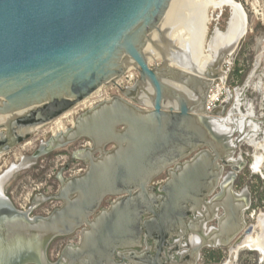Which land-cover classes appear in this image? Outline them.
<instances>
[{
	"label": "water",
	"instance_id": "obj_1",
	"mask_svg": "<svg viewBox=\"0 0 264 264\" xmlns=\"http://www.w3.org/2000/svg\"><path fill=\"white\" fill-rule=\"evenodd\" d=\"M180 2L0 0V157L101 87L117 86L129 67L138 73L132 87L80 113L70 127L14 164L6 180L53 150L81 138L90 141L91 147L73 153L85 163L84 173L58 177L56 193L35 195L38 203H61L49 216L17 211L4 193L6 181H0V264H172L195 225L207 221L206 216L190 221L204 208L213 214L225 210L216 219L219 243L212 240L211 247H227L229 256L262 231V212L247 225L249 206L227 209L217 198L206 204L223 168H232L226 192L240 170L210 140L209 118L215 113L205 112V101L246 33V14L236 2V43L223 47L212 40L208 50L214 63L199 73L164 57L158 64L149 53ZM235 16H229L228 29ZM140 93L149 105L134 98ZM105 200L110 201L102 207ZM75 232L78 243L66 246L57 262L49 261L50 242ZM149 241L153 255L138 253ZM201 249L195 250L198 259Z\"/></svg>",
	"mask_w": 264,
	"mask_h": 264
},
{
	"label": "rangeland",
	"instance_id": "obj_2",
	"mask_svg": "<svg viewBox=\"0 0 264 264\" xmlns=\"http://www.w3.org/2000/svg\"><path fill=\"white\" fill-rule=\"evenodd\" d=\"M182 1L183 0H181V2ZM193 1L200 3L204 0ZM234 1L241 4L246 14L247 32L240 40L234 53L226 60L227 62L222 67V70L225 73V88L232 94L234 89H238V92H240V98L242 99L241 103L250 102L253 106V122H257L256 124L259 126L261 124L264 128V97L260 93L261 91L258 92V90L256 91L254 88L258 82L264 83V0ZM229 16L230 10L226 7L221 10L209 11L210 21L206 37L207 41L216 29L221 32L226 31ZM164 35L163 32V36ZM159 40L158 47L165 50L164 47L168 45L164 46L161 42V38ZM153 50H155V48H153ZM156 51L161 55L160 51ZM160 58L161 57L156 60L158 64H160ZM150 64L153 65V62L150 61ZM247 81H249V84L245 86ZM100 89L101 90L97 92L95 96L107 94V98L109 99L118 95V92L110 91L109 86H103ZM90 103L91 101L85 103L82 101L65 113V116L63 115L37 128L31 133L30 138L27 141L12 147L10 151L0 157V174L7 170L12 164L18 163L21 160V157L31 156L37 150L39 144L41 142H46L54 133L53 129L58 120L61 122L64 129L70 127L77 115L94 105H90ZM227 108L225 112H227ZM244 108V106L241 107L242 113H245ZM262 127L261 129L264 130ZM260 135H262V138H258ZM263 137V134H258L256 142L261 143ZM245 140H240L239 145L232 155V158L240 156L244 162L242 163L240 170L235 174L233 188L237 191L246 190L249 194V208L244 213V219L248 225L255 222L254 219L259 212L264 213V179L253 174L249 170L250 155L253 153V148L255 147ZM80 144L81 141H76L65 148L53 150L39 157L34 163L15 172L9 181L5 183L6 185L4 187L6 196L10 199L13 206L19 210L23 209L27 211L30 209V207H32V199L34 195L30 196V194L37 187H40V190L55 193L60 187L58 177L63 179L67 177V171H64V167L66 166V163L70 164V154L78 149ZM255 150L257 149L255 148ZM73 164L77 165L78 163L74 162ZM230 170L229 166L224 167L223 174ZM49 202L50 201L44 202L34 209L30 217L41 216L43 209L49 205ZM76 233L77 232L72 235L62 236L52 240L47 248L48 259L50 261L54 260L56 254L59 251H62L66 244L73 242V235ZM207 253H214L215 259L213 261H208L206 259ZM234 255L229 256L227 247H203L199 253L198 264H224L226 261H232ZM235 257L233 264H240L243 257H247L248 260L242 264H264V262L260 261L259 255L256 252L242 248Z\"/></svg>",
	"mask_w": 264,
	"mask_h": 264
},
{
	"label": "bare ground",
	"instance_id": "obj_3",
	"mask_svg": "<svg viewBox=\"0 0 264 264\" xmlns=\"http://www.w3.org/2000/svg\"><path fill=\"white\" fill-rule=\"evenodd\" d=\"M182 2H180L179 6L175 10L171 19L169 20L166 27L162 31V37H159V39L161 38V42L163 43V45L164 46L168 45V46L164 47L165 50L161 49L160 47H158L159 39H157L155 43L157 45V49L153 50L152 48L149 53L152 56H154L155 54L156 58L164 57L170 65L178 64L179 66L185 68L186 70H191L193 68H196L197 71L201 73L205 70L206 65L210 66L214 63L213 51L208 50L209 48L208 46H210V42L212 40L213 41L216 40V43L219 46H223V47L227 44L232 43L233 41L234 44L236 43L235 39L237 32L235 31L236 29L234 27L240 22L238 17L235 16V13L237 11L236 2L234 0H204L200 3L194 2L193 0H183ZM224 7L230 10V15L235 16L234 23H231V25L229 26L230 29H228L227 26L226 31L222 32L223 35L220 33L221 31L216 29L213 32L212 36L207 41L206 37L208 33V24L210 21L209 11L221 10ZM241 27L243 28V26ZM245 31L247 32V23H246ZM163 32L165 34L164 36H163ZM156 50L160 51L161 55H159ZM224 79H225V75L222 74L221 80L224 81ZM145 102L146 104H148L147 101ZM251 116L252 113L249 112L247 117H251ZM211 123H212L211 124L212 127L215 128V130L217 129L222 133L230 134L231 127L229 125L231 123H235L236 128L238 127L239 129H242V125H244V117H241L240 120H234L233 118L228 116L225 120H223L219 124L216 121H213ZM63 130L64 127L61 125V122L58 120L55 123L53 132L56 133ZM258 134L264 135V130H262L258 124L253 123L252 131L249 135L246 136V140L257 150L261 151L262 156H260V158L261 157L263 158L264 137L261 143L256 142V137ZM16 167L17 165L13 164L9 168H7L8 171H6L3 174V176L0 177V181L4 179L7 182L9 180V179L6 180L7 177L14 172L13 168ZM262 224L264 225V220L262 221ZM261 230L262 231L258 232L255 236L245 241V243H243L241 248L249 251L257 250L264 254V226L263 229ZM224 264H233V262L226 261Z\"/></svg>",
	"mask_w": 264,
	"mask_h": 264
},
{
	"label": "crops",
	"instance_id": "obj_4",
	"mask_svg": "<svg viewBox=\"0 0 264 264\" xmlns=\"http://www.w3.org/2000/svg\"><path fill=\"white\" fill-rule=\"evenodd\" d=\"M249 84V81H247L246 85ZM259 85V86H258ZM255 90L260 92L264 97V83L258 82L254 86ZM148 91H150L148 89ZM187 98L190 97V94H187ZM135 99H142L144 98L145 101L149 102L148 98L145 97L143 93H140L138 96L134 97ZM242 99L240 98V92H238V89L233 90V94L231 92H228L227 101L223 104L225 105V108L223 109L222 105L215 110H213V113H215L214 116L210 117V122L216 121L218 124L221 123L223 120H225L228 116L233 118L234 120H240L241 117H244V125H242V129L236 128L235 123H231L229 126L231 127V133H222L219 130H215V128L211 125V131L208 134L210 140L212 143H214V147L218 152H220L221 155H228L226 158V161L231 162L232 166L234 168L241 167L243 160L240 156L236 158H232V155H229L226 153L230 147H236L237 141L240 142L242 139H246V136L249 135L252 131V125L253 123V106L249 103H241ZM149 105V103L147 104ZM228 106V108H227ZM244 106V112L242 113L241 107ZM251 107V108H250ZM142 110L149 111V106H141ZM227 108V112H225ZM225 112V113H224ZM232 112V113H231ZM252 113L251 117H247L248 113ZM225 114V115H224ZM246 119V120H245ZM212 120V121H211ZM259 123V122H258ZM212 124V123H211ZM261 126V124H260ZM262 127V126H261ZM263 128V127H262ZM264 129V128H263ZM201 130V129H200ZM201 133L199 134L200 137ZM204 135V133H203ZM236 135V137H235ZM258 138H262V135H260ZM202 139V138H201ZM246 141V140H245ZM247 143V142H246ZM249 145V144H248ZM251 146V145H250ZM252 147V146H251ZM206 148V147H203ZM253 148V147H252ZM253 153L250 155L249 159V170L264 179V156L263 158L260 156L261 151L255 150L253 148ZM258 159V160H257ZM263 159V160H262ZM258 161V162H256ZM259 168H257V167ZM256 168V169H255ZM230 171L223 174V171L220 175V177L217 179L216 187L211 192V196L207 197L206 204H208L213 199H218L222 203V205L225 206V208H238L242 206H249V194L246 190H240L237 191L233 188V182L231 183V186L229 188V191H225L224 187L228 182V175L232 173V168L230 167ZM258 169V170H257ZM167 178V173L161 176V178L157 179L156 183H160L161 181L165 180ZM202 214L198 216H193L190 218V221H193L194 223H197V219L204 218L206 216V222L203 226H197L198 229H195L194 231H191L190 235L188 236L187 242L181 244L179 252L176 254V256L171 260L172 264H198V258L195 257V250L198 246L203 247H211L213 243H219V238L217 237V232H219L218 228V222L216 219L222 218L225 215V210L223 208H220L216 211L215 214L212 212H209L206 208H204L201 212ZM194 228V226H191ZM193 230V229H192ZM214 238V239H213ZM214 240V242L212 241ZM213 242V243H212ZM215 248V247H212ZM145 247H141L137 249L138 253L143 252L145 250ZM148 253L152 256L151 247L147 249ZM253 252H256L259 255L260 261L264 262V254L254 250ZM149 263H153V261L149 260L147 257H144ZM235 259V256L233 257V260L230 262H233Z\"/></svg>",
	"mask_w": 264,
	"mask_h": 264
},
{
	"label": "built area",
	"instance_id": "obj_5",
	"mask_svg": "<svg viewBox=\"0 0 264 264\" xmlns=\"http://www.w3.org/2000/svg\"><path fill=\"white\" fill-rule=\"evenodd\" d=\"M138 79V73L135 69L132 67H129L124 75L117 81V86H109L110 91H115L119 93V89L122 88H129L132 87ZM102 88V87H101ZM101 89H98L94 94H92L89 98L84 100L83 102L91 101L90 105L99 103L103 100L108 99L107 94H101V95H96L97 92H99ZM227 95H228V89L225 88V79L224 81L221 80H213L208 88L207 96H206V101H205V112L210 113L216 108L220 107L227 101ZM92 99V100H90ZM87 147L91 146L90 141H86ZM77 169L72 170V171H67V177L66 178H71L74 176L81 175L82 173L85 172L86 167L85 165H82L81 163L77 164ZM58 191V190H57ZM56 191V192H57ZM55 192V193H56ZM51 195L54 193H51L50 191H44L40 190V187H37L36 189L33 190V192L30 194L32 195ZM33 195V196H34ZM61 203L59 201H50L49 205L43 209L41 216L46 217L49 216L54 210H56L58 207H60ZM76 235V234H75ZM61 251H59L55 258H57L60 255ZM208 254V253H207ZM247 257H243L240 261V264L247 262Z\"/></svg>",
	"mask_w": 264,
	"mask_h": 264
},
{
	"label": "flooded vegetation",
	"instance_id": "obj_6",
	"mask_svg": "<svg viewBox=\"0 0 264 264\" xmlns=\"http://www.w3.org/2000/svg\"><path fill=\"white\" fill-rule=\"evenodd\" d=\"M78 141H81V144H80V146H79V148L78 149H76L74 152H76V151H84V150H86V149H88L89 147H87V145H86V141H89L88 139H85V138H81V139H79ZM91 147V146H90ZM74 152H72L71 154H70V164H68V163H66V166L64 167V171H72V170H75V169H77V166L78 165H75V164H73L74 162H77V163H81L82 165H85V163L83 162V161H79V160H76L74 157H73V153ZM21 159V158H20ZM35 161H33V162H31V163H34ZM19 163V162H18ZM30 163V164H31ZM17 164V163H16ZM70 165H72V166H70ZM85 167H86V165H85ZM64 179H67V178H64ZM9 181V180H8ZM7 181V182H8ZM6 182V183H7ZM6 185V184H5ZM155 185V184H154ZM5 187V186H4ZM4 193H5V189H4ZM5 195H6V193H5ZM34 198H35V195L33 196V199H32V207H30V209H28L27 211H25V210H19V209H16L15 207V209L17 210V211H20V212H25V213H28V217H30V215L32 214V211L34 210V209H36L37 207H39L41 204H43L44 202H37V198L38 197H36V201H33L34 200ZM10 200V199H9ZM109 201L110 200H105L104 202H103V205H102V207H106L107 205H108V203H109ZM12 203V202H11ZM39 217H42V216H34V217H31V218H39ZM217 221V220H216ZM72 235V234H71ZM58 238V237H57ZM54 239H56V238H54ZM53 239V240H54ZM78 240H79V232H77L76 233V235H73V242H69L68 244H66L65 246H64V248L66 247V246H69V245H76L77 243H78ZM147 245H148V247H145L144 245H142L143 247H145L146 249L145 250H143V251H147V249L149 248V247H151V251H152V254H153V250H154V245H153V242L152 241H149L148 243H147ZM141 246V247H142ZM140 247V248H141ZM63 248V249H64ZM63 249H62V251H63ZM62 251H61V253H62ZM61 253H60V255L57 257V258H55L54 260H52L51 262H53V263H55V262H57L58 260H59V258H60V256H61ZM50 261V260H49ZM22 264V263H21ZM23 264H27V263H23Z\"/></svg>",
	"mask_w": 264,
	"mask_h": 264
},
{
	"label": "trees",
	"instance_id": "obj_7",
	"mask_svg": "<svg viewBox=\"0 0 264 264\" xmlns=\"http://www.w3.org/2000/svg\"><path fill=\"white\" fill-rule=\"evenodd\" d=\"M206 259H207L208 261H213V260L215 259V255H214V253H208V254L206 255Z\"/></svg>",
	"mask_w": 264,
	"mask_h": 264
}]
</instances>
